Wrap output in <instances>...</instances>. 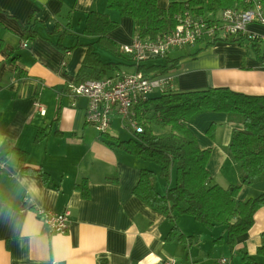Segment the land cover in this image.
<instances>
[{"label":"crops","instance_id":"obj_1","mask_svg":"<svg viewBox=\"0 0 264 264\" xmlns=\"http://www.w3.org/2000/svg\"><path fill=\"white\" fill-rule=\"evenodd\" d=\"M176 1L187 0H159V5L168 7ZM90 11L107 13L119 23L110 32L119 46L132 42L134 21L109 8L108 0H0V158L5 163L0 170V264H160L169 257L178 264H219L222 258L229 264H248L246 254L264 264V257L257 254L264 206L256 212L249 232L231 248L225 242L226 226L208 229L189 215H178L176 223L192 240H168L172 222L134 194L144 168L156 172V187L165 193L160 167L155 169L154 163L113 146L114 137H133L131 130L123 136L115 127L116 120L122 125L121 117L114 115L108 134H101L86 123L88 98L69 91L77 84L88 44L96 41L83 34ZM32 16L30 32L25 28ZM248 31L264 34V26L251 24ZM229 38L211 43L196 56L191 53L206 42L193 45L197 47L175 57L180 58L177 68L148 76L169 73L180 91L226 86L248 95H264V65L253 50ZM93 48L101 61L121 63L103 77L137 70L127 57L98 44ZM165 60L148 59L142 65ZM38 103L46 109L45 115L39 113ZM189 125L200 146L212 149L208 169L213 180L224 187L238 183L240 173L229 143L242 123L223 112L203 111ZM39 129L49 135L36 142ZM14 148L27 151L28 158L21 160L12 152ZM38 169L47 173V181L33 172ZM261 193L264 178L244 185L238 199ZM41 208L70 209L69 229L51 233L36 214ZM219 237L224 241L215 243Z\"/></svg>","mask_w":264,"mask_h":264},{"label":"trees","instance_id":"obj_2","mask_svg":"<svg viewBox=\"0 0 264 264\" xmlns=\"http://www.w3.org/2000/svg\"><path fill=\"white\" fill-rule=\"evenodd\" d=\"M108 3L109 8L118 10L121 15L134 21L137 34L150 40L171 32L177 23L176 13L187 4L198 15L216 14L224 8L245 6L244 0L176 1L171 2L168 7H161L159 0H108ZM33 21L32 16L26 23V30L32 31L28 28L32 26ZM118 25L119 23L107 13H87L83 34L95 37L96 41L88 44V52L77 74V84L103 77L109 70L121 66L118 62L101 61L94 51L95 44L126 59L121 46L110 37V32ZM60 26L58 23L57 29ZM231 41L253 50L257 59L264 65V45L260 39H252L249 34L240 33L231 38ZM209 45L210 43H204L191 55L196 56ZM160 58L163 57L149 59ZM164 59L166 60L163 64L137 65V70L150 75L167 72L179 65L180 58H170L166 55ZM134 111L143 131L132 130L133 137L127 140L114 137L113 146L116 144L121 150L158 165L159 174L167 184L165 193L159 192L156 187V172L144 168L134 187V194L172 222L168 240H192V236L184 235L176 223L178 215H189L208 229H213L216 224L226 226L225 242L234 248L238 238L252 228L256 212L264 206V193L245 200L238 199L244 185H251L264 178V95H248L226 86L190 91L174 89L141 100L135 105ZM203 111L223 112L228 114L231 120L242 123L240 128L234 129L229 143L230 155L240 170L238 183L224 187L213 181L208 169L212 149L200 146L195 132L189 125L190 120ZM214 126L210 128L214 129ZM48 135L44 129H39L35 140L40 142ZM210 136L213 137L212 133ZM12 152L21 160L28 158L27 151L14 148ZM173 171L175 181L172 184ZM33 172L47 181L48 175L45 171L38 169ZM108 180L113 178L109 177ZM82 189L88 197L87 185L84 184ZM261 240L257 254L264 257V231L261 233ZM223 241L224 239L219 237L215 243ZM244 259L248 264H263L247 254Z\"/></svg>","mask_w":264,"mask_h":264},{"label":"built area","instance_id":"obj_3","mask_svg":"<svg viewBox=\"0 0 264 264\" xmlns=\"http://www.w3.org/2000/svg\"><path fill=\"white\" fill-rule=\"evenodd\" d=\"M244 7H229L218 13L196 14L187 4L176 15L175 28L154 40L135 34L131 43L122 45L121 51L129 62L142 64L151 57H166L174 49H182L199 43H214L240 33H247L252 39H260L264 45V34L248 31L251 24L264 26V0H244ZM217 15V16H216ZM28 46L27 41L22 43ZM176 89L174 77L167 73L148 76L142 71L120 72L115 76L94 78L70 86V93L88 98L86 123L95 127L101 134L110 130L112 118L119 115L122 124L129 130L142 132L134 107L141 100L152 95ZM39 113L46 109L37 104ZM0 158V170L4 166ZM36 214L49 228L51 233H65L72 223L70 209L62 212L36 209ZM160 264H178L173 257L163 259ZM219 264H229L227 258Z\"/></svg>","mask_w":264,"mask_h":264},{"label":"rangeland","instance_id":"obj_4","mask_svg":"<svg viewBox=\"0 0 264 264\" xmlns=\"http://www.w3.org/2000/svg\"><path fill=\"white\" fill-rule=\"evenodd\" d=\"M231 38H234V36L230 37L229 41H231ZM232 42H234V41H232ZM196 47L197 46H189V47H185V48H182V49H174L173 51H171L170 57H172V58L179 57L184 51H187L188 49L192 50L193 48H196ZM242 47L245 48V49H250V48H248L247 46H244V45ZM115 127L119 129L121 135H123V136L129 135V131L127 130V128L125 126H123V124L121 126H119V121L118 120L115 121ZM152 167L155 168V169L159 168V166L156 165V164L152 165ZM239 173H240V170H239ZM213 181L216 182V183L219 182L218 180L217 181L213 180Z\"/></svg>","mask_w":264,"mask_h":264}]
</instances>
